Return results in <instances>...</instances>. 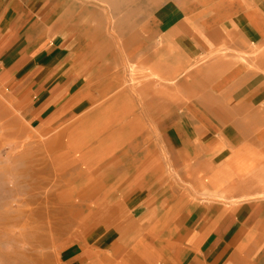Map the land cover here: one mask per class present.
Listing matches in <instances>:
<instances>
[{
    "label": "rangeland",
    "instance_id": "374dc122",
    "mask_svg": "<svg viewBox=\"0 0 264 264\" xmlns=\"http://www.w3.org/2000/svg\"><path fill=\"white\" fill-rule=\"evenodd\" d=\"M76 1L83 8H89V12H86L82 20L83 23L80 24L81 28L84 21L88 25H92L94 22L96 27L101 29L106 27L104 31H107V43L104 45L103 53L113 48L116 54L112 58V61L116 63V67L112 68L109 73H104L112 75L114 80L103 81L104 77L106 78V76H103L101 82L94 81L99 78L98 73L103 66L93 76L91 84L96 85V90L100 91L99 93L109 85L111 88L113 87V91L100 96L97 103L110 99L114 92L116 93L121 88H125L129 97V108H132L134 117L142 115L145 128L142 130L143 133L141 132L143 137L138 141L139 145L135 152L132 151L133 144L121 141V139L125 140L127 132L120 129L98 130L96 134L93 130L82 131L78 134L79 136L76 134L77 131H69V134H66V136L69 135V138L74 139V142L81 138L82 140H89L93 145L95 143L92 148L99 150L88 157L91 163L95 165L102 163L100 161H103L106 154L114 158L110 165L105 168L100 167L96 171L98 177L93 180L95 184L99 183L101 187L94 188L96 191L95 193L92 192V198L88 204L92 210L93 223L108 218L112 219L115 225L119 224L122 227L121 232L115 234L111 229L103 232L94 230L93 228L96 226L93 224L89 243L91 257L85 259L81 250L76 251L72 255L75 258L72 264H104L103 259L105 264L107 262L109 264H134V262L159 264L161 252L158 247L164 246L167 248L170 242H167L166 239H170L169 235L172 234L171 227L164 225L163 219L176 217L177 221L191 216L192 221H197L202 217L208 219L204 221H207L206 225L209 222V226L213 229L217 226V223H222L223 227L227 228L230 225L228 218L232 217L233 214L240 217L246 213V208L238 209L235 207L234 202L238 198L236 192H240L241 198L249 199L251 196L249 191L264 188V185L261 186V183L264 182V97L262 96L257 101L254 111L240 109L233 105L224 110L221 107L214 106L212 107L214 110H209L207 114H203L202 112L205 111L199 110L201 104L199 95L187 97L183 92L182 82L189 79L187 74L190 69H198L199 66L205 65L207 61L197 60L188 64L173 47L175 35L168 34V29L158 33L159 30L164 29L169 24V21L166 16L165 21L160 23V20H157V14L159 13L153 17L151 15L163 0H103L108 3L109 8L98 0ZM161 12L165 11L161 10ZM104 13L108 15H104ZM126 35L128 38V60L125 65H121L120 58L123 56V50L118 47L123 44L121 38L123 39ZM150 36L152 37L149 39ZM137 45H140V49L143 51L148 50L150 47L153 51L155 50L156 59L162 64L153 68L145 65L140 66L135 58ZM4 52L6 50L2 49L0 56ZM77 53L80 54L79 56L82 55L81 50ZM77 53L76 57H78ZM233 54V65L237 70L244 68L245 71H253L264 78V40L257 43V45H253L249 53L239 51ZM148 55L152 54L148 52L143 58ZM13 59H10V63L13 62ZM177 63L185 67L179 72L167 75L166 73L170 72ZM77 70L79 71L78 68ZM79 73L81 79L82 73ZM75 75L79 76V74ZM4 85L0 82V110L3 112L5 109L3 113L0 111V264H63L62 259L66 253H64L65 251L62 249V245L60 247V244L68 240L69 246H71L73 237V233H65L68 227L71 226L69 217L71 218L72 210L69 207V202H76L77 208L79 205L77 198L73 197L74 194H71V191L82 179L73 180V176H67L62 177L61 181L56 180L53 176V179L49 178L44 185L43 189H47V194L50 195L49 198H53L52 194L53 196L60 194V191L62 196H60V203L56 205L59 207V211L56 209L57 207H53L55 206L54 202L45 204L43 210L46 215L45 218L47 217V220H45L48 228L46 233L49 235L45 234L43 236L44 242L42 241V244L44 245L41 244L42 249H37V252H34L36 255L31 252V255L28 254L27 242H24V235L28 231L29 222L26 221V218L16 215L17 204L15 202L18 198L23 199L24 193L20 195L12 194V189L15 186L14 176L15 170L23 165L21 158L25 152L28 153L31 162H35L33 159L38 157V154L45 153L47 155H44L45 165L47 164V167L51 168L49 165L51 164L52 168H55V157L47 154L46 148L50 147L56 150L59 147L63 148V146L60 144L52 147L44 146L43 143L68 124L75 123L83 126L85 122L80 114L87 109L76 114L70 112L71 117L75 118L73 122H71L72 118L61 125H59L60 122H57L56 125L58 126L55 130H51L48 135H42L40 132L42 126L40 124L36 126V124L29 122V119L21 113V105L23 104L15 97L16 92L7 89ZM104 85L106 86L104 87ZM60 98L51 99L48 110L55 111L59 108L62 104ZM119 101L117 98L112 106L118 107ZM132 102L134 103L132 104ZM142 108L144 109L143 114L141 113ZM186 108H191L190 111L192 112H185ZM221 111L223 113L222 117L225 118H223L222 125L220 120H216L219 117L221 119ZM5 112L8 113L5 114ZM251 112L256 116L255 123L250 119ZM205 114L208 118L206 130L197 121L203 119ZM217 115H219L218 118ZM190 117L197 120L190 119ZM5 120H7V123ZM130 132L128 131V137L131 135ZM68 149L70 150L71 147L68 146ZM122 151L127 153L125 156L120 157ZM8 161L11 163H8ZM66 178L72 184L65 185L68 184ZM57 184L61 187L60 189L56 187ZM91 186L83 187V192L90 190ZM43 189L40 192L46 194ZM48 190L51 193L53 191V193H49ZM63 192L67 196H64ZM80 195L83 194L80 193ZM136 195H139V197L142 195L143 197L140 205L127 207L125 205L127 201ZM39 197L43 198L40 194ZM142 203L145 206L143 208L141 207ZM47 205L48 208H46ZM49 206L52 208L50 209ZM27 208H25L26 211H28ZM63 211L64 213H62ZM32 212L36 213L37 211L32 210ZM56 212L60 215L58 214V216ZM81 215L83 217L81 216L80 223L84 219V214ZM12 216L15 218H12ZM13 221H16L17 224L14 225ZM6 222H8V226H5ZM130 222L133 228L123 229ZM52 224L55 226L54 228ZM49 226L52 230H49ZM1 227H8L4 229L7 232L2 233ZM205 228L203 221L193 227L197 231L202 230L203 234ZM176 229L178 234H176L178 238L176 239V245H178L183 239L179 237V231L183 230V227L176 226ZM53 231L55 232L53 233ZM183 233L185 234V232ZM50 236L52 237L50 239L51 243L53 241L52 244L48 240ZM12 238L15 240L13 239V241ZM114 245L117 247L116 250L112 249ZM13 247L16 248L13 249ZM16 251L18 252L16 253ZM45 252L48 253L44 254ZM10 253L11 255L20 256L17 259L13 256L14 259ZM24 256L29 260H26ZM29 256H33L35 261ZM22 260L23 262H21ZM30 260L35 263H31ZM68 262L69 259L64 261L65 264Z\"/></svg>",
    "mask_w": 264,
    "mask_h": 264
},
{
    "label": "crops",
    "instance_id": "0c3cea01",
    "mask_svg": "<svg viewBox=\"0 0 264 264\" xmlns=\"http://www.w3.org/2000/svg\"><path fill=\"white\" fill-rule=\"evenodd\" d=\"M98 1L109 8L105 1ZM88 9L83 8L76 0H0V51L6 50L0 56V82L4 83L7 89L16 92L15 97L24 104L23 114L32 124L42 126L47 123L51 125L50 129L55 130L57 122L61 125L71 118L74 120L71 113L76 114L87 109L80 114L83 121H86L83 126L71 123L73 121L68 124L72 125V130L75 129L73 131H80L85 127L93 130L95 134L98 130L126 131L127 136L121 141L133 144L132 151L135 152L145 127L142 115L134 117L133 110L129 109L128 93L125 88H121L122 91L118 90L117 96L114 93L111 100L97 103L100 96L113 90L109 86L102 90L104 95L102 92L98 93L96 85L91 84L93 76L103 66L98 73L99 78H95L94 81L102 80L103 75L106 76L103 81L114 80L112 75L104 73L105 71L109 73L116 67V63L112 61L115 56L113 48L103 53L104 45L107 43V31H104L106 27L101 29L96 27L94 22L88 25L84 21L81 28L80 24L83 23L86 12H89ZM162 13L164 14L159 16ZM156 14L160 23H163L167 16L168 28L164 27L158 33L168 29V34L175 35L173 47L184 61L188 64L197 60L207 61L198 69H190L187 74L190 80L185 79L182 82L183 92L187 97L201 94V97L198 96L201 103L199 110L205 111L203 114L214 110L212 108L214 106L224 110L233 105L254 111L257 101L264 97V78L253 71H245L244 68L237 70L232 58L234 52L249 53L253 45L264 40V0H163L154 9L151 17ZM121 42L123 44L118 47L123 50L120 64L125 65L128 60L127 35L121 38ZM80 50L81 56L77 53ZM148 52L152 55L143 58ZM135 56L137 63L142 67L147 65L153 68L162 64L156 59V51L151 47L143 51L140 45H137ZM11 58L14 59L10 63ZM178 64L180 63L172 68L174 72L171 70L166 74L179 72L185 67ZM79 72L83 75L81 79ZM59 97L62 99L60 107L55 111L48 110L51 99ZM117 98H120L119 106L114 107L112 105ZM190 109L186 108L185 112H192ZM143 110L142 108V114ZM206 114L201 119L204 122L193 117L190 119L197 120L206 130L208 119ZM220 115L221 119L219 117L216 120H220L222 125L224 118L222 111ZM255 117L252 113L250 119L253 123ZM128 131H131L129 137ZM135 131L138 133L135 134ZM89 144L91 148L95 145ZM126 153L122 151L120 157ZM110 157L107 154L104 156L103 161H100L103 163L101 167L105 168L111 164L114 158L111 157V160ZM99 169L100 167H97L90 177L93 179L98 177L96 171ZM263 185L264 182L261 183V186ZM100 187L101 185L95 184L93 180L89 200L79 203L83 211L87 210L82 223L79 219L76 228L78 235L73 234L71 246L73 251L81 250L84 256L90 255L89 243L93 229L100 232L111 229L115 234L122 230V227L119 224L115 225L112 219L92 222L90 212L92 210L88 203L92 194ZM236 193L238 198L235 199V207L246 208V213L240 217L233 214L228 218L230 225L227 228H224L222 223H217L213 229L209 222L206 225L207 221L204 220L208 219L202 217L197 221H192L191 216L177 221L176 217L163 219L164 225L171 227L172 234L169 235L170 239H166L167 242H171L167 248L158 247L161 252L159 264H264V188L249 191L251 195L249 199L241 198L239 191ZM142 200V195L132 196L125 205L137 206ZM141 207H145L144 203ZM202 221L206 226L205 230L203 229L204 234L202 230L193 229ZM131 224L130 222L123 229H132ZM176 226L183 227V230L179 231V237L183 239L178 245ZM112 249L116 250V245ZM103 263L105 264L104 259Z\"/></svg>",
    "mask_w": 264,
    "mask_h": 264
},
{
    "label": "bare ground",
    "instance_id": "6f19581e",
    "mask_svg": "<svg viewBox=\"0 0 264 264\" xmlns=\"http://www.w3.org/2000/svg\"><path fill=\"white\" fill-rule=\"evenodd\" d=\"M113 1V0H112ZM120 1V0H119ZM122 1V0H121ZM122 3H124V2H122ZM251 3V2H250ZM127 6V5H126ZM185 8V7H184ZM135 9V8H134ZM133 9V10H134ZM115 10V9H114ZM136 10V9H135ZM101 19V18H100ZM133 29V28H132ZM136 37V36H135ZM117 41V40H116ZM125 44V43H124ZM124 46V45H123ZM115 56H116V54H115ZM126 59V58H125ZM122 60V59H121ZM139 60V59H138ZM151 65V64H150ZM147 66V65H146ZM100 67V66H99ZM98 67V68H99ZM151 67V66H150ZM94 72V71H93ZM100 72V71H99ZM102 72V71H101ZM106 72V71H105ZM174 72V71H173ZM172 72V73H173ZM200 72V71H199ZM253 74H255V73H253ZM85 75V74H84ZM83 76V75H82ZM81 76V77H82ZM104 76V75H103ZM194 76V75H193ZM250 76V75H249ZM196 77V76H195ZM197 78V77H196ZM84 79V78H83ZM189 80H190V77H189ZM106 81V80H105ZM192 81V80H191ZM92 82V81H91ZM100 82V81H99ZM192 82H194V81H192ZM89 83V82H88ZM121 84V83H120ZM109 85V84H108ZM149 85V84H148ZM14 86H16V85H14ZM106 85H104V87H105ZM110 86V85H109ZM148 87V86H147ZM146 87V88H147ZM113 88V87H112ZM111 88V89H112ZM121 88V87H120ZM150 88V87H149ZM81 89V88H80ZM105 88H103L102 90H104ZM110 89V90H111ZM143 90H144V88H143ZM142 90V91H143ZM117 91V90H116ZM121 91H122V89H121ZM120 91V92H121ZM145 92H147L146 90H144ZM100 92V91H99ZM98 92V93H99ZM102 92V91H101ZM104 93V92H103ZM106 93V92H105ZM115 93V92H114ZM116 93H118V92H116ZM116 93H115V95H116ZM85 95V94H84ZM98 95V94H97ZM104 95V94H103ZM146 95V94H145ZM26 96V95H25ZM76 96V95H75ZM99 96V95H98ZM117 96V95H116ZM115 96V97H116ZM199 97H201V94H200V96ZM24 98V97H23ZM68 98H70V97H68ZM129 98V97H128ZM203 98V97H202ZM100 99V98H99ZM120 99V98H119ZM67 100V99H66ZM70 100V99H69ZM78 100V99H77ZM79 100H81V99H79ZM111 100V99H110ZM130 100V99H129ZM93 101V100H92ZM128 101V100H127ZM138 101V100H137ZM69 102V101H68ZM67 102V103H68ZM134 102H132V104H133ZM19 104V103H18ZM29 104V103H28ZM1 105V104H0ZM3 105V104H2ZM101 105H103V104H101ZM100 105V106H101ZM126 105V104H125ZM18 106H20V105H18ZM31 106V105H30ZM65 106H66V101H65ZM94 107H95V105H93ZM99 106V107H100ZM132 106V105H131ZM142 106V105H141ZM21 107H22V114L24 113L23 111H24V104L23 105H21ZM133 107V106H132ZM135 107V106H134ZM126 108H128V107H126ZM209 108V107H208ZM92 109V108H91ZM129 109H131L132 110V108H129ZM135 109V108H134ZM65 110V109H64ZM141 110V109H140ZM1 111V110H0ZM4 111H5V109H4ZM3 111V112H4ZM63 111V110H62ZM93 111V110H92ZM2 112V111H1ZM0 112V113H1ZM2 112V113H3ZM27 112V111H26ZM65 112V111H64ZM63 112V113H64ZM121 112V111H120ZM6 113H8V112H5V114ZM21 114V115H22ZM61 114V113H60ZM66 114V113H65ZM82 114V113H81ZM88 114V113H87ZM129 114V113H128ZM9 115H11V114H9ZM5 116H7V115H5ZM22 117V116H21ZM56 117V116H55ZM89 117V116H88ZM87 118V117H86ZM124 118H125V116H124ZM32 119V118H31ZM30 119V120H31ZM130 119V118H129ZM131 119H132V117H131ZM60 120V119H59ZM93 120V119H92ZM123 120V119H122ZM73 121V120H72ZM90 121V120H89ZM125 121V120H124ZM4 122V121H3ZM5 122L7 123V120H5ZM19 122V121H18ZM86 122V121H85ZM129 122V121H128ZM131 122V121H130ZM15 123V122H14ZM29 123V122H28ZM56 123V122H55ZM119 123V122H118ZM122 123V122H121ZM124 124V123H123ZM29 125V124H28ZM40 126H41V124H40ZM51 126V125H50ZM50 126L46 123V124H43L42 125V127H41V130H40V132H41V134L42 135H48L50 132H51V130L52 129H50ZM72 125H67L65 128H62L61 129V131H59L57 134H55V135H53L52 137H50L49 139H47V141L46 142H44L43 143V145L45 146H54V145H61V146H63V148H60L59 147V149H56V150H53L52 148H50V147H47L46 148V153L47 154H51L52 156H54L55 157V159H54V161H56V167L55 168H52V166H51V164H49L50 165V167L51 168H49V167H47L48 165L46 164L45 165V161H44V155H46L45 153L44 154H42V153H40V154H38V155H36V156H38V157H34V161L35 162H31L30 160H29V157H28V153L27 152H25L24 154H22V161H21V163L23 164V165H21V166H19L16 170H15V180H14V184H15V186L13 187V191H12V194H17V195H20L21 193H24V198L23 199H21V198H18L17 199V201L15 202L17 205H16V207H17V214H16V212H15V214L16 215H18V217H22V218H26V221H28L29 223H28V231H27V233H25V235H24V242H27V244H28V254H31V252H33L32 254H35L34 252H37V249H42L41 248V244L44 242L43 241V236L46 234V235H49V234H47L46 233V229H48L47 228V225H46V223H45V220H47V217L45 218V214H44V208H45V204H48L49 202H54V204H55V206H53V207H57L56 205H58L59 203H60V196H62V192L60 191V194H56V195H54L53 196V191H52V193H51V191L50 190H48V192L49 193H51L52 194V197L53 198H49V196H48V194H47V189L45 190V189H43L44 188V185L47 183V181L49 180V178H52L53 179V176L56 178V180H61V178L62 177H67V176H70V177H72L73 176V180L74 179H77V180H79V179H82V180H80L79 182H78V184L77 185H75V187H73L72 188V191H71V194H74V196L73 197H76L77 199V202H78V204L80 203V202H87L88 200H89V196H90V190H88V191H84L83 192V187H88V185L89 186H91L92 184H93V177H90L92 174H93V172L97 169V167H101L102 165H103V163H98V164H93V163H91L90 161H89V156L90 155H92V154H94V152L95 151H98L99 149H95L94 147L91 149V146H90V141L89 140H86V139H81V138H79L78 140H76L75 142H74V139H72V138H69V135H67L66 136V134H69V131H73V130H75V129H73L72 130V127H71ZM77 126V125H76ZM87 126H89L88 124H87ZM75 127V126H74ZM9 128H11V127H9ZM17 128V127H16ZM79 128V127H78ZM77 128V129H78ZM84 128V127H83ZM98 129V128H97ZM115 130V129H114ZM124 130V129H123ZM77 131V130H76ZM82 131H88V129L85 127V129H82V130H80V131H77V135L80 133V132H82ZM67 132V133H66ZM73 132H75V131H73ZM135 134H137L138 132L137 131H135L134 132ZM76 134H75V136H76ZM110 135V134H109ZM79 136V135H78ZM105 138V137H104ZM100 145V144H99ZM68 146L69 147H71V149L69 150L68 149ZM22 147V146H21ZM65 147V148H64ZM98 147H100V146H98ZM138 147V146H137ZM28 150H29V148H28ZM15 156V155H14ZM47 156V155H46ZM11 157V156H10ZM32 157V156H31ZM49 157V156H48ZM51 157V156H50ZM9 158V157H8ZM12 158V157H11ZM14 159H15V157H14ZM17 159H19L18 157H17ZM110 159H111V157H110ZM16 160V159H15ZM47 160H49L48 158H47ZM112 160V159H111ZM10 161V160H9ZM8 161V163H11V162H9ZM17 161V160H16ZM53 161V162H54ZM113 161V160H112ZM111 162V161H110ZM17 163H18V161H17ZM16 163V164H17ZM32 163V164H31ZM96 166V167H95ZM3 167V166H2ZM16 167V166H15ZM12 168V167H11ZM96 168V169H95ZM131 168V167H130ZM13 169H14V167H13ZM52 170V171H51ZM5 172V171H4ZM52 172V173H51ZM54 173V175H52ZM7 174V173H6ZM51 179V180H52ZM65 179V178H64ZM13 180V179H12ZM56 180H55V182H56ZM66 180H68L67 178H66ZM62 181V180H61ZM52 182V181H51ZM11 183V182H10ZM57 183V182H56ZM56 183H55V185H56ZM59 183V182H58ZM66 183V182H65ZM69 184H72V182H70L69 180H68V184H65V185H69ZM58 185V184H57ZM50 186H51V184H50ZM54 186V185H53ZM56 187H58L59 189L61 188L59 185L58 186H56ZM56 187H55V189H56ZM8 188V187H7ZM10 188V187H9ZM50 188V187H49ZM54 188V187H53ZM53 188H51L52 190H53ZM57 188V189H58ZM45 190L46 191V194H42V192H40V190ZM90 189V188H89ZM6 190V189H5ZM44 191V192H45ZM56 191V190H55ZM40 192V193H39ZM64 193V192H63ZM80 193H82L83 195H80ZM15 194V195H16ZM39 194H40V196H43V198L42 197H39ZM42 194V195H41ZM6 195V194H5ZM64 196H67V195H65V193H64ZM64 198V197H63ZM72 199V198H71ZM14 202V201H13ZM10 203V202H9ZM8 203V204H9ZM76 203V202H75ZM75 203H73L72 201H70L69 202V207L71 208V210H72V215H71V218L69 217V219H71V226H69L68 227V230L65 232V233H67V232H69L70 234L71 233H73L75 236H77L78 234V232H76L77 231V225H78V222H79V219L81 218V214H84L85 212H86V210L85 211H83V209H82V207H79V206H81V205H78V208L76 207L77 205L75 204ZM82 205H84V204H82ZM29 207H31V208H33V209H31V208H28ZM50 207V209L52 208L51 206H49ZM25 208H27V210L28 211H26V209ZM46 208H48V205H47V207ZM83 208H84V206H83ZM58 211H59V207H57L56 208ZM32 210H35V211H37L36 213H34V212H32ZM91 210V209H90ZM89 211V210H88ZM87 211V212H88ZM48 212V211H47ZM49 212H50V210H49ZM91 212V211H90ZM62 213H64V211L62 212ZM56 214H57V212H56ZM59 214V213H58ZM57 214V215H58ZM50 215V214H49ZM56 215V216H57ZM60 215V214H59ZM58 215V216H59ZM88 215V214H87ZM86 215V216H87ZM15 216V215H14ZM14 216H12V218H15ZM55 216V217H56ZM51 217V216H50ZM54 217V218H55ZM83 217V216H82ZM18 219V218H17ZM56 219H57V217H56ZM62 219V218H61ZM20 220H22L21 218H20ZM51 220H53V219H51ZM58 220V219H57ZM17 221V220H16ZM16 221H13L14 222V225H16L17 224V222ZM50 221V220H49ZM54 221H55V219H54ZM62 221V220H61ZM9 222V221H8ZM8 222H6V224H5V226L7 225V223ZM56 222V221H55ZM60 222V221H59ZM11 223V222H10ZM54 223V222H53ZM65 223V222H64ZM64 223H61V224H64ZM25 224H27V223H25ZM48 224V223H47ZM49 224H50V222H49ZM45 225H46V227H45ZM59 225V224H58ZM8 226V225H7ZM52 226H53V224H52ZM60 226V225H59ZM63 226V225H62ZM4 227V226H3ZM3 227H1L2 228V233H4V231H6V230H4V229H6V228H8V227H6V228H3ZM11 227V226H10ZM9 227V228H10ZM51 226H49V230L51 229L50 228ZM55 226H53V228H54ZM57 228V227H56ZM22 229V228H21ZM25 229V228H24ZM62 229V228H61ZM27 230V229H26ZM52 230V229H51ZM54 230V229H53ZM61 231V230H60ZM7 232V231H6ZM49 232V231H48ZM55 231H53V233H54ZM61 232H63V231H61ZM52 233V232H51ZM8 234H10V233H8ZM22 234V233H21ZM11 235H13V234H11ZM74 235H73V237H74ZM22 237H23V234L21 235ZM12 237V236H11ZM19 238H20V236H18ZM54 237V236H53ZM73 237H72V240H73ZM52 237L50 236V238L48 239L49 241H50V239H51ZM14 238H12V240H13ZM54 239V238H53ZM10 240V239H9ZM15 240V239H14ZM13 240V241H14ZM17 240V239H16ZM20 240V239H19ZM46 240V239H45ZM65 240V239H64ZM63 240V241H64ZM72 240H71V242H72ZM23 241V240H22ZM43 241V242H42ZM59 241H61V240H59ZM62 241V242H63ZM6 242V241H5ZM21 242V241H20ZM46 242H48V241H46ZM70 242V243H71ZM50 243H51V241H50ZM52 243H53V241H52ZM51 243V244H52ZM56 243V242H55ZM171 243V242H170ZM8 244V243H7ZM16 244V243H15ZM48 244V243H47ZM46 244V245H47ZM42 245H44V244H42ZM57 245H59V244H57ZM61 245H62V249L65 251L64 253H66L65 254V256L63 257V259H62V262H63V264H65L64 263V261L65 260H67V259H69V262L67 263V264H72L73 263V261H74V257L72 256L73 254H75V252L76 251H73V248H72V246H69V242H68V240H65V242L63 243V244H60V247H61ZM14 246V245H13ZM16 246V245H15ZM21 246H22V244H21ZM177 247V246H176ZM14 248H16V247H13V249ZM59 248V247H58ZM43 249H45V248H43ZM16 250H18V249H16ZM48 250V249H47ZM27 251V250H26ZM55 251V250H54ZM18 251H16V253H17ZM49 252V251H48ZM47 252V253H48ZM52 252H53V250H52ZM12 253V252H11ZM11 253H10V255H11ZM46 252L44 253V254H47ZM50 253V252H49ZM62 253V252H61ZM60 253V254H61ZM27 254V255H28ZM31 254V255H32ZM40 254V253H39ZM53 254V253H52ZM16 255V254H15ZM14 254L13 255H11L12 257L13 256H15ZM24 255H25V253H24ZM36 255V254H35ZM50 255V254H49ZM19 256L20 255H18V256H15L16 257V259L17 258H19ZM40 256V258L42 259V257H41V254L39 255ZM39 256H37V257H39ZM53 256H55V255H53ZM84 256V255H83ZM93 256V255H92ZM11 257V258H12ZM27 257V256H26ZM30 257V256H29ZM91 256L88 254V256H85V259H89ZM14 258V257H13ZM24 258H25V256H24ZM31 259L33 258V256L32 257H30ZM58 258V257H57ZM15 259V258H14ZM20 259H21V257H20ZM26 259V258H25ZM25 259H23V260H25ZM35 258H33V260H34ZM37 259V258H36ZM41 259H39V261L41 260ZM23 260L21 261V262H23ZM26 260H29L28 258L26 259ZM32 260V262L33 263H35L34 261ZM38 261V260H37ZM39 261H38V263H39ZM20 262V261H19ZM26 262V261H25ZM30 262H31V260H30ZM31 262V263H32ZM41 262V261H40ZM58 262V261H57ZM42 263V262H41ZM45 263H46V261H45ZM56 263V262H55ZM20 264V263H19ZM24 264H27V263H24ZM58 264V263H57ZM87 264H92V263H87Z\"/></svg>",
    "mask_w": 264,
    "mask_h": 264
}]
</instances>
